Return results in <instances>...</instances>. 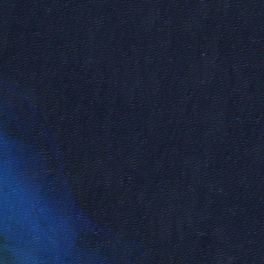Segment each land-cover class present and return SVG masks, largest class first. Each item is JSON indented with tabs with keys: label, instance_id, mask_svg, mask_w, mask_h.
<instances>
[{
	"label": "water",
	"instance_id": "1",
	"mask_svg": "<svg viewBox=\"0 0 264 264\" xmlns=\"http://www.w3.org/2000/svg\"><path fill=\"white\" fill-rule=\"evenodd\" d=\"M6 153L62 264H264V0H0Z\"/></svg>",
	"mask_w": 264,
	"mask_h": 264
},
{
	"label": "clouds",
	"instance_id": "2",
	"mask_svg": "<svg viewBox=\"0 0 264 264\" xmlns=\"http://www.w3.org/2000/svg\"><path fill=\"white\" fill-rule=\"evenodd\" d=\"M0 235L10 241L12 264H62L72 237L67 216L7 153L0 162Z\"/></svg>",
	"mask_w": 264,
	"mask_h": 264
}]
</instances>
